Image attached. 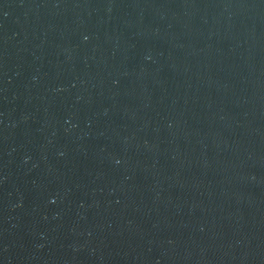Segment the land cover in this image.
I'll return each mask as SVG.
<instances>
[{
	"label": "water",
	"instance_id": "95a60500",
	"mask_svg": "<svg viewBox=\"0 0 264 264\" xmlns=\"http://www.w3.org/2000/svg\"><path fill=\"white\" fill-rule=\"evenodd\" d=\"M0 264H264V0H0Z\"/></svg>",
	"mask_w": 264,
	"mask_h": 264
}]
</instances>
